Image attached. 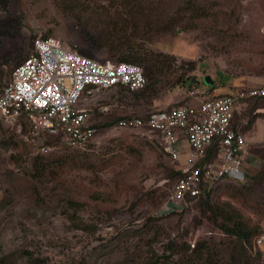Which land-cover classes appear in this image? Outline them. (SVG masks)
<instances>
[{
  "label": "rangeland",
  "instance_id": "obj_1",
  "mask_svg": "<svg viewBox=\"0 0 264 264\" xmlns=\"http://www.w3.org/2000/svg\"><path fill=\"white\" fill-rule=\"evenodd\" d=\"M40 35L100 62L132 52L144 69L153 50L163 70L148 77L147 93L117 86L83 98L98 128L86 149L35 132L24 117L0 124V264H30L27 252L48 264H145L162 254L165 264H259L251 242L219 225L242 217L264 228V99L239 110L244 133L260 139L248 149L259 157L253 180L217 183L208 203L174 213L176 162L157 134L105 123L264 84V0H0V87ZM188 75L204 92L210 75L215 88L191 96L181 83ZM39 154L57 157L41 176Z\"/></svg>",
  "mask_w": 264,
  "mask_h": 264
},
{
  "label": "built area",
  "instance_id": "obj_2",
  "mask_svg": "<svg viewBox=\"0 0 264 264\" xmlns=\"http://www.w3.org/2000/svg\"><path fill=\"white\" fill-rule=\"evenodd\" d=\"M147 83L139 64L100 62L67 47L54 35H40L33 40V51L14 66L11 79L0 88V124L24 117L35 132L61 136L69 146L86 149L98 128L91 125V111L81 106L83 98L117 86L139 91ZM203 92L193 85L189 93L198 98ZM250 97H264V84L201 98L196 104L156 110L147 117H124L112 128L157 134L181 172L168 201L185 208L209 182L226 178L245 181L251 167L250 144L234 122L240 102ZM254 247L262 251L264 264V228L255 236Z\"/></svg>",
  "mask_w": 264,
  "mask_h": 264
},
{
  "label": "trees",
  "instance_id": "obj_3",
  "mask_svg": "<svg viewBox=\"0 0 264 264\" xmlns=\"http://www.w3.org/2000/svg\"><path fill=\"white\" fill-rule=\"evenodd\" d=\"M190 3L191 2H189V4ZM197 15H199V14H197ZM171 29H172V27L170 26L169 30H171ZM43 36H49V35H43ZM124 38H126V35H124ZM127 40L131 41V39L128 38V37H127ZM121 45H122V43L120 44V46L119 45L114 46V41L112 40V42H111V46L112 47H116V49H121ZM131 53L129 55H124V57H122L118 61H129V62L136 63V64H139L140 66H142L140 64V57L136 56L135 53H132V54ZM147 53L148 54H147L146 58H144V59H145V61H148V63H147V66H146L145 69H144L143 66H142V68H143L144 74H145V76H146V78L148 80V77H150L153 73H160V71L163 70L159 66V64H162L163 62H162L161 58L158 57L160 54L155 53L153 50H148ZM104 62H106V61H104ZM202 82L205 85L207 84L205 82L204 78H203ZM181 83H182L183 87L189 88V90H190L194 83L199 86L200 85V80L196 76L188 75L187 77H184V79L182 80ZM207 87H209V88H207L205 90V92L210 91L212 88H215L214 82H213V84H210ZM134 92H137V93H147V92H149V84H147L143 89H141L139 91H134ZM205 92H204V94H205ZM224 95H227V93L213 95V97H220V96H224ZM251 98H253L254 100L264 99V97H251ZM180 106H185V105H179V106H175V107H171V108H167V109H172V108H176V107H180ZM90 114H91V117H90L91 125L96 126V124H94L92 122L93 114L92 113H90ZM147 114H144V115H141V116L147 117ZM128 116H139V114H127V115L119 116V117L115 118L114 120H111L110 122H107L105 124L111 125V124L119 121L121 118L128 117ZM25 123H23V124L26 126ZM153 133L156 134L155 132H153ZM53 136H55V135H53ZM57 137H60V136H57ZM161 149L163 150V152L165 154H167L164 151L162 145H161ZM56 159H57L56 154L45 155V156L43 154H39L38 156H36V158L34 160V168H35V171H36L35 174L37 176H41L42 174H44V172L47 169H49L50 166L54 165V163L56 162ZM180 175H181V172L176 170L174 165H173L172 168H171V177H172V180H174L173 188H174L175 183H176V181H177V179L179 178ZM254 177H255V175H253L252 172H248L247 177H246L244 182H235L232 178H226L224 180H220V181H217V182L216 181L209 182L208 186H207V189L203 193H201L199 196H197L193 200H191L190 203H192L193 201H195L197 199H199L200 201H203L204 203L205 202L208 203L209 196H210L213 188L216 186L217 183L224 182V181H230V182H233V183H235L237 185H247V184H249L251 182V180H253ZM247 178H250V181H246ZM173 188H172V190H173ZM183 209L184 208L179 209V210L174 209L172 211V213L181 211ZM219 227L222 230H224V232H226V233H228L230 235H234L242 243L251 242L252 246H254V238H255V236L262 229V228H260L259 230H257L256 227L249 226L246 222L243 221L242 217H239L233 223H231V219L227 218V220L225 222H223L222 224H220ZM255 252H256V256H257V258L259 260V264H263L262 263V259H263L262 258V255H263L262 251L258 249ZM176 253L180 254V262L183 263L186 260L185 257L183 255H181V252L178 251V250H177ZM26 256L30 259V264H48L44 257L34 256L30 252H27ZM163 257L167 258V255H163V254L162 255H158V256L155 255V256L151 257L148 261H146L145 264H165V261L162 262V258Z\"/></svg>",
  "mask_w": 264,
  "mask_h": 264
},
{
  "label": "crops",
  "instance_id": "obj_4",
  "mask_svg": "<svg viewBox=\"0 0 264 264\" xmlns=\"http://www.w3.org/2000/svg\"><path fill=\"white\" fill-rule=\"evenodd\" d=\"M213 81V80H212ZM214 82V81H213ZM260 85H263V84H260ZM234 86H237V85H234ZM259 86V85H258ZM243 87V86H242ZM242 87H240V86H238V89H236V90H231V92H228L227 94H231V93H235L236 91H238V90H240ZM248 87H252V86H248ZM251 100H254L253 98H247V99H245V100H242L241 102H240V104H239V110H240V108H244L245 106L247 107V105L249 104V102L251 101ZM235 127H237V128H239V129H241V131L244 133V130H245V126L248 124V122L243 118V119H240V117H239V111H238V113L236 114V117H235ZM255 128V126H253V129ZM251 130V129H250ZM248 131L249 133H247V135L245 134V136H246V138H247V140H248V142H249V148H250V146H251V143H253V142H258V141H260V139H258L256 136H255V134H254V132L252 133V130L251 131ZM255 157V158H254ZM252 159V160H251ZM249 160L250 161H252V162H259V157H258V155L256 154V153H254V156L252 157V156H250L249 155ZM251 166H252V164H251ZM250 172H252V171H250Z\"/></svg>",
  "mask_w": 264,
  "mask_h": 264
},
{
  "label": "water",
  "instance_id": "obj_5",
  "mask_svg": "<svg viewBox=\"0 0 264 264\" xmlns=\"http://www.w3.org/2000/svg\"><path fill=\"white\" fill-rule=\"evenodd\" d=\"M204 80H205V82H206L207 84H209V83H210V84H213V81H212L210 75L205 76V77H204Z\"/></svg>",
  "mask_w": 264,
  "mask_h": 264
}]
</instances>
